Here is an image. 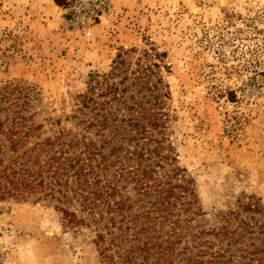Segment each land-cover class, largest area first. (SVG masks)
<instances>
[{"label": "rangeland", "instance_id": "374dc122", "mask_svg": "<svg viewBox=\"0 0 264 264\" xmlns=\"http://www.w3.org/2000/svg\"><path fill=\"white\" fill-rule=\"evenodd\" d=\"M111 1L77 31L55 0H0V88H16L40 125L27 145L60 126L80 130L78 96L125 52L129 73L140 59L159 64L167 138L206 223L245 193L264 201V0ZM33 200L0 199V264H102L93 227Z\"/></svg>", "mask_w": 264, "mask_h": 264}, {"label": "trees", "instance_id": "16d2710c", "mask_svg": "<svg viewBox=\"0 0 264 264\" xmlns=\"http://www.w3.org/2000/svg\"><path fill=\"white\" fill-rule=\"evenodd\" d=\"M125 54L78 96L80 130L60 126L30 146L40 125L23 114L28 101L0 88V199L48 200L68 224L93 227L102 264H264L262 197L245 193L206 223L167 138L159 64L140 59L129 73Z\"/></svg>", "mask_w": 264, "mask_h": 264}, {"label": "built area", "instance_id": "2783aa9c", "mask_svg": "<svg viewBox=\"0 0 264 264\" xmlns=\"http://www.w3.org/2000/svg\"><path fill=\"white\" fill-rule=\"evenodd\" d=\"M66 23L73 30L87 31L112 9L111 0H67Z\"/></svg>", "mask_w": 264, "mask_h": 264}]
</instances>
